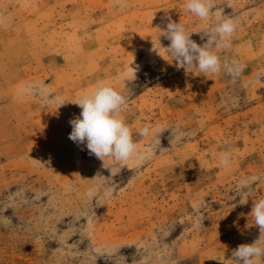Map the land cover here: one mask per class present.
Instances as JSON below:
<instances>
[{"label":"rangeland","instance_id":"1","mask_svg":"<svg viewBox=\"0 0 264 264\" xmlns=\"http://www.w3.org/2000/svg\"><path fill=\"white\" fill-rule=\"evenodd\" d=\"M185 3L0 0V264H233L260 238L264 0H213L206 21ZM223 16L238 27L217 54L242 73L178 68L169 18L203 46ZM99 82L126 96L133 139L153 152L143 165L102 161L68 138L74 102ZM27 85L47 100L22 95ZM145 126L155 137L138 134Z\"/></svg>","mask_w":264,"mask_h":264},{"label":"clouds","instance_id":"2","mask_svg":"<svg viewBox=\"0 0 264 264\" xmlns=\"http://www.w3.org/2000/svg\"><path fill=\"white\" fill-rule=\"evenodd\" d=\"M114 6L124 9L128 6L127 0H114ZM184 9L200 20L206 21L214 13V4L213 0H186ZM237 27L235 19L228 16L218 17V23L214 27L202 32L201 38L207 36L208 39L201 46L191 39L192 33L188 32L183 24L172 22L169 18L163 35L170 41V45L165 49L177 62L178 68L185 70L198 68L204 75H219L224 71L235 78L242 73L243 66L235 60L221 61L217 53L219 50L231 47V39ZM214 48L217 51H214ZM130 68L136 78V69L131 66ZM33 92H39L45 100L48 98L45 87L41 85H27L21 90L22 95H30ZM74 103L82 111L79 116L70 119L72 131L68 138L77 145L86 146L89 155H95L102 161L109 157L117 162L132 161L136 166H141L152 158L151 148L141 149L134 141L133 130L122 115L127 98L114 86L99 82L91 91L82 92ZM138 134L141 137L149 135L155 137L156 131L145 126L139 129ZM173 135L175 141H179L185 134L178 132ZM218 159L221 167H230V152L220 153ZM249 183L248 180L242 181L241 186L247 187ZM251 214L255 225L260 229L261 236L253 244L239 245L232 253L233 264H257L259 258H264V199L255 201Z\"/></svg>","mask_w":264,"mask_h":264}]
</instances>
